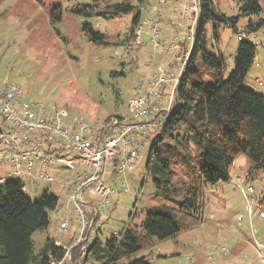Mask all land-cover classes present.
Wrapping results in <instances>:
<instances>
[{
  "label": "rangeland",
  "instance_id": "obj_1",
  "mask_svg": "<svg viewBox=\"0 0 264 264\" xmlns=\"http://www.w3.org/2000/svg\"><path fill=\"white\" fill-rule=\"evenodd\" d=\"M122 1L106 0L101 6ZM129 1L136 7L133 13L106 20L101 17L86 18L71 11L78 4H92V0H0V82L19 84L30 99L42 102L58 113L67 112L65 122L84 118L90 123L104 125L113 117L133 120L134 116L129 110L130 100L149 90L148 84L141 88L142 81L155 74L160 66H167V72L178 76L183 60L187 61L191 54L195 35L191 38L188 31L191 24L187 19L183 21V29L170 26V23L178 24L184 12L183 0L178 5L174 0H146L142 5L139 0ZM160 1L166 2L164 8H160ZM190 1L194 5V1ZM213 1L226 17H239L236 28L229 21L220 24L217 38L212 24L207 26L206 48L211 53L223 56L227 77L235 67L238 46L242 41L240 34H245L243 30L248 17L240 13L233 0ZM261 5L264 18V0H261ZM157 9L162 15L160 21ZM58 10L62 11V19L53 21L52 14ZM139 11L143 24L141 44L125 47L121 56H117L115 45L97 47L90 43L82 30L84 23L90 22L96 29L112 35L110 39H115V42L122 41L128 37L126 34L131 20ZM145 21L150 22L145 24ZM153 24H157L161 30L158 40L166 42L175 37L181 38V49L173 48L163 53L160 46H155L152 41ZM255 35L257 37L249 34V39L257 44V54L245 79V88L264 94V27ZM198 68L199 76L210 81L205 68ZM4 128L0 114V129ZM150 148L151 141L142 151L141 163L127 175H118L114 179L111 176L113 167H107L106 180L115 187L116 193L111 199L112 205L105 209L91 230L90 244L96 233L104 242L129 224L138 227L145 220L148 209L168 210L171 207L170 203L155 196L153 178L147 174ZM6 167L9 164L0 167V179L13 180L8 172L4 173ZM250 167L249 156L241 154L231 168L229 182L215 185L201 183L202 223L173 238L163 241L155 239L153 246L144 248L133 259L145 257L153 264H256L259 256L248 227L249 218L244 198L238 189V179H243L244 184L253 185L257 192L263 194L259 199L264 206V168L251 173ZM44 172L52 174L55 180H43L41 170L35 171L33 176L24 175L20 180L25 194L33 201L47 191L58 197L61 216L69 215L71 218L70 230L68 234L61 232L60 221L55 212L51 213L52 223L47 232L40 231L33 236L35 252L43 245V235L63 242L72 235L76 215L69 189L79 174L85 175L88 170L80 167L73 170L65 163H59L45 166ZM127 188L129 190L125 191ZM85 197L99 205L95 186L89 188ZM240 217L243 218L241 222ZM253 221L258 241L264 246V219L254 217ZM244 238L248 240V246L242 248L239 245L236 249ZM244 253H247V259L242 257Z\"/></svg>",
  "mask_w": 264,
  "mask_h": 264
},
{
  "label": "trees",
  "instance_id": "obj_2",
  "mask_svg": "<svg viewBox=\"0 0 264 264\" xmlns=\"http://www.w3.org/2000/svg\"><path fill=\"white\" fill-rule=\"evenodd\" d=\"M92 1L78 4L71 11L86 18L111 20L131 14L136 8L129 0L104 7L101 3L106 0ZM145 1L139 0L141 5ZM233 1L240 13L248 17L245 34H240L242 41L234 69L226 77L223 56L207 50V26L212 24L217 38L220 24L229 21L236 28L239 17L228 18L213 0H201L192 51L177 86V101L169 113L158 114V118L165 117L164 122L150 135L147 174L153 178L155 196L171 207L148 209L138 227L129 224L104 242L96 238L84 258L79 248H74L73 264H153L145 257L133 256L153 246L155 239L173 238L202 223L201 183L229 182L231 168L241 154L249 156L251 173L264 168V94L245 88L257 54V44L249 39V34L255 36L264 27L263 7L261 0ZM52 15L53 21H61V10ZM158 16L162 17L161 13ZM141 21L139 11L131 20L128 37L117 42L90 22H85L82 30L97 47L115 45L119 49L128 44L131 48L141 44ZM199 66L205 68L210 81L199 76ZM59 204V198L48 191L38 200H31L20 180L0 183V264H52L62 260L66 249L58 246L55 238L48 236L37 252L33 240L36 233L48 230L51 213L58 210Z\"/></svg>",
  "mask_w": 264,
  "mask_h": 264
},
{
  "label": "built area",
  "instance_id": "obj_3",
  "mask_svg": "<svg viewBox=\"0 0 264 264\" xmlns=\"http://www.w3.org/2000/svg\"><path fill=\"white\" fill-rule=\"evenodd\" d=\"M180 1L174 0V3L178 5ZM193 1L194 5L190 0H183L184 12L178 24L170 23L171 27L183 29V21L187 19L191 24L188 29L191 38L195 35L201 11V0ZM165 5L166 2H159L160 8ZM157 12L160 13L158 9ZM158 20H161L160 16ZM151 30L152 41L155 46L162 48L163 53L173 48L181 49V38L162 42L158 40L161 30L157 24H153ZM140 34L141 29L137 31L138 42ZM127 45L116 50L117 56H121L122 49ZM186 62V59L183 60L178 76L167 72V66H160L155 74L142 81L141 88L148 84L149 90L130 100L129 110L134 116L133 120L113 117L104 125L90 123L84 118L65 122L67 112L58 113L44 103L30 99L19 84L0 82V114L5 124V128L0 129V167L9 164L12 170L8 174L17 180L24 175L33 176L35 171L41 170V178L47 182H53L55 177L44 172L45 166L65 163L73 170L78 167L88 170L85 175L80 173L69 189L76 215V236L71 245L57 243L66 251L62 260L52 264H73V251L76 247L79 248L81 258L88 255L89 247L94 242L93 239L90 244L91 230L105 209L112 205L111 199L116 193L115 187L106 180L107 167H113V177L115 170L117 176L127 175L138 167L142 151L149 145L151 133L164 122L165 117L158 118V114L169 113L177 101V86ZM4 182L5 179H0L1 184ZM238 183V189L246 201L253 245L259 256L256 264H264V246L258 241L253 221L254 217L264 219V206L259 199L263 194L257 192L253 185L244 184L241 178ZM91 186H95L99 205L91 204L85 197ZM55 216L60 221V231L68 234L70 216H61L59 210ZM239 221H243V218L240 217ZM242 257L247 259V253L242 254Z\"/></svg>",
  "mask_w": 264,
  "mask_h": 264
},
{
  "label": "crops",
  "instance_id": "obj_4",
  "mask_svg": "<svg viewBox=\"0 0 264 264\" xmlns=\"http://www.w3.org/2000/svg\"><path fill=\"white\" fill-rule=\"evenodd\" d=\"M237 162V161H236ZM236 162H235V164H236ZM234 164V165H235ZM233 165V166H234ZM81 169V168H80ZM9 170H10V168L9 167H6L5 168V170H4V173H7V172H9ZM0 173H2V170H0ZM112 173L113 172H111V176H112ZM113 177V176H112ZM243 196V195H242ZM244 198V197H243ZM91 201V200H90ZM89 201V202H90ZM244 201H245V199H244ZM91 204H93V205H95L93 202H90ZM245 204H246V201H245ZM75 219H76V217H75ZM75 219H74V222H75V225H73V233H72V235L69 237V239L66 241V242H63V241H59V240H56V242L58 243V242H61V243H64V245H71L72 243H73V241H74V238H75V236H76V231H77V223H76V221H75ZM47 232V231H46ZM44 234V233H43ZM48 236H50V235H43V244H44V242H45V240L47 239V237ZM51 237V236H50ZM99 236H98V234L96 233V236L94 237V240L96 239V238H98ZM241 246L242 248L244 247V246H248V240L246 239V238H244L243 240H242V243L239 241V243H238V245H237V247H236V249L238 248V246ZM256 260V258H254L253 259V263H254V261Z\"/></svg>",
  "mask_w": 264,
  "mask_h": 264
}]
</instances>
